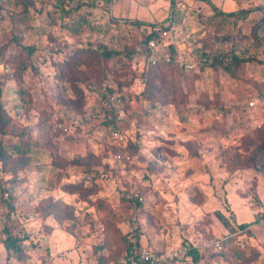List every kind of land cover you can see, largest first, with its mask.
Segmentation results:
<instances>
[{
  "label": "rangeland",
  "instance_id": "obj_1",
  "mask_svg": "<svg viewBox=\"0 0 264 264\" xmlns=\"http://www.w3.org/2000/svg\"><path fill=\"white\" fill-rule=\"evenodd\" d=\"M210 1L227 12L264 7ZM211 3L0 0V101L12 118L0 146L23 150L20 161L0 160V264H114L130 232L157 252L198 250L160 264H264V11L223 19ZM169 18L172 46L220 54L182 75L160 68L181 78L173 102L129 58ZM71 56L80 66L61 79ZM124 148L128 161L117 159ZM55 200L72 205L74 223L46 215ZM6 229L23 239L26 259L7 256ZM227 236L226 249L209 245Z\"/></svg>",
  "mask_w": 264,
  "mask_h": 264
},
{
  "label": "trees",
  "instance_id": "obj_2",
  "mask_svg": "<svg viewBox=\"0 0 264 264\" xmlns=\"http://www.w3.org/2000/svg\"><path fill=\"white\" fill-rule=\"evenodd\" d=\"M204 1L211 3L210 0H204ZM211 6H212V9L214 10L215 14L220 15L221 17H223V19L235 17L239 14L245 15V14H247V13H249L255 9H260V10L264 11L263 6H256V7H252V8H241V9H238L235 11H228V12L220 10L213 3H211ZM134 22L137 24H140L139 21H134ZM159 29H160V27L152 29L145 36V38L143 40L157 34ZM134 49L131 51V53L129 55L130 59H133ZM83 52H84V55L90 56L92 59H95L97 61L101 60V56L99 55V53H97L93 50L87 49V50H84ZM105 55L106 56H112L113 53L112 52H106ZM71 57L72 58H68L65 60L66 69L62 73L58 74V76L61 79H64V77L66 76V73H67L68 68H69L71 63L74 66H80L81 60L77 57H74V56H71ZM234 60L236 62L240 61V59L238 57H235ZM88 62H89V60H88ZM216 63H217V60L215 62H213L212 64L214 65ZM164 66L170 67L171 69L174 68L175 70H177L179 72V75H182L183 73H187V72H185V70L182 67L179 66V64H177L175 61H172V62H159L156 65L146 64L145 66H143L144 69L142 70V74L144 76L145 85L147 86L148 89H150L151 91L153 90V91L157 92L165 100L167 98L166 102H173L176 99V97L181 96V92H180L181 78H172L170 80H167V78H166L167 74L162 73L160 71V68H162ZM70 84H73V81ZM62 86L65 87L63 83H62ZM74 87L76 90H78L77 86H74ZM11 121H12V118L8 112V109L5 108L4 104L0 101V132H4V130L8 127V125H10ZM125 142H126V139H125ZM10 147L12 148L13 152H9L7 148L0 146V160H2L4 162L3 164H7L9 162V160L13 159L14 156H16L14 158H18V160H19V156L23 155L22 148L20 146H18L17 144H13ZM124 149H126V148H124ZM119 150H118V152H119ZM122 161H128V160L123 159ZM67 185H72V184L68 183ZM74 186L82 187L83 185L82 184H80V185L74 184ZM136 200L138 201L137 198H136ZM72 209H73L72 205H70L66 202L60 201V200H55V201L49 202L44 208L45 212L47 213L46 214L47 216L53 215L55 218H57L61 222L65 218H67L68 220H71L72 223H74L76 221V217H75V214L72 212ZM241 226H245V225L241 224ZM6 232H7V235L3 239V244H4L5 250L7 252V256L8 257H15L16 259H26L27 254H26L25 245L23 243V239L17 235H13L9 229H6ZM123 237H124V242H125L126 246H125L124 253H122V254L127 253V251L134 244H138L139 246H142V247H147V246L142 245V241L140 240L139 234H137V233L130 232L127 235H123ZM232 241H233L232 237H229V236L225 237L224 240L222 241L223 247L220 251H222L223 249H226L227 246H230L233 243ZM186 246L188 247L187 253L194 255L197 258V256H198L197 248L194 247L192 244H188ZM239 256H243V259L246 260V262L250 261V255L248 253H246L243 249L239 250ZM117 261H118V259L116 260V262L114 264H116Z\"/></svg>",
  "mask_w": 264,
  "mask_h": 264
},
{
  "label": "built area",
  "instance_id": "obj_3",
  "mask_svg": "<svg viewBox=\"0 0 264 264\" xmlns=\"http://www.w3.org/2000/svg\"><path fill=\"white\" fill-rule=\"evenodd\" d=\"M173 25L174 20L169 18L167 23L160 27L157 34L139 43L133 53V59L142 67L146 64L156 65L159 62L175 61L185 71L190 72L198 69L200 66L210 64L215 58L219 57V52L211 49L197 57L185 43L174 44L172 46L169 38L171 37V29L173 28ZM6 70L8 71V69ZM107 80L106 85L111 87L112 84L110 79ZM111 102L113 105H117L115 96L111 97ZM249 104L253 106L254 102L250 101ZM124 116V109H118V117L123 119ZM113 135L120 143L124 142L126 139L119 128L114 130ZM117 159L130 160L131 154L127 150H121L117 154ZM134 194L138 200L143 199L141 192L136 191ZM223 240L224 238L213 240L209 245L221 250L223 247ZM187 251L188 247L183 245L176 248L166 249L163 252H157L148 247L134 244L127 253L123 254L118 259L116 264H160L164 261L181 256L187 253Z\"/></svg>",
  "mask_w": 264,
  "mask_h": 264
}]
</instances>
